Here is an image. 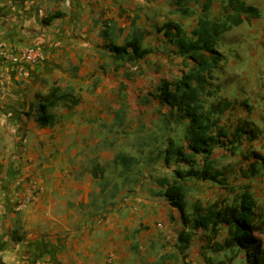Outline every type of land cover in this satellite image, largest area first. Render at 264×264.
Segmentation results:
<instances>
[{
    "label": "crops",
    "instance_id": "crops-1",
    "mask_svg": "<svg viewBox=\"0 0 264 264\" xmlns=\"http://www.w3.org/2000/svg\"><path fill=\"white\" fill-rule=\"evenodd\" d=\"M208 1L212 18L223 20L228 0H0L4 50L32 46L44 55L28 67L29 78L0 55V264H204L201 236L189 247L180 242L182 214L163 195L172 171L188 169L165 162L171 145H188V122L154 94L162 80L188 71L164 26L178 24L191 38ZM241 1L259 17L231 26L217 44L221 54L219 44L238 39L234 28L247 32L248 23L263 22L264 0ZM134 39L150 51L138 71L110 50ZM241 50V59L255 54ZM221 69L215 84L225 77ZM56 86L79 101L61 103L56 122L42 126L40 106ZM215 88L214 103L232 102L226 115L241 100L242 107L255 102L250 93L247 101L233 98L235 87L227 96ZM32 180L42 193L15 212ZM208 183L181 182L187 193ZM197 201L193 211L202 207Z\"/></svg>",
    "mask_w": 264,
    "mask_h": 264
},
{
    "label": "trees",
    "instance_id": "trees-1",
    "mask_svg": "<svg viewBox=\"0 0 264 264\" xmlns=\"http://www.w3.org/2000/svg\"><path fill=\"white\" fill-rule=\"evenodd\" d=\"M203 8V16L191 38L178 24L164 26L166 38L177 45V55L186 59L188 71L183 72L178 80H162L154 97L162 106L175 111L179 123L188 122L185 135L188 145H171L165 159L168 165L175 159L188 169L174 171L175 179L167 184L163 195L182 214L184 231L180 234V242L186 247L194 242L195 236H201L206 242L205 248L212 254L244 252L247 264H264V242L255 235L263 233L264 221L260 219L256 211L257 203L248 190L232 198L218 199L206 209L196 206L192 214H188L186 209L187 189L181 182L195 179L224 185V172L214 167V152L219 148L234 153L243 144L245 135H250L251 139L255 136V132L247 131L244 125L232 129L220 127L221 119L233 108L232 102L224 98L207 106L206 98L213 97L217 92L214 87L215 71L221 68L224 60L217 50V44L222 35L231 26H240L251 17L258 18L259 11L241 0H228L222 20L212 18L210 1ZM110 50L116 58L131 65L150 53L148 49L142 48L138 39L125 46L112 45ZM187 62H191V66ZM67 100H71L72 105L79 101L73 94L64 92L58 86L54 87L43 98L40 106V125L54 124L57 118L55 108ZM228 143L231 144L230 149ZM230 260H233L232 257ZM207 262L228 264L227 260L215 262L212 258L207 259Z\"/></svg>",
    "mask_w": 264,
    "mask_h": 264
},
{
    "label": "rangeland",
    "instance_id": "rangeland-1",
    "mask_svg": "<svg viewBox=\"0 0 264 264\" xmlns=\"http://www.w3.org/2000/svg\"><path fill=\"white\" fill-rule=\"evenodd\" d=\"M260 9L263 13V22L260 24L264 25V8ZM253 24L254 22L248 23L250 27L247 29V32L245 28L238 32L234 28V32H236L232 34L238 39L225 45L219 44V47L223 48L226 52L223 54L226 56L225 60L227 62L223 61L221 64L225 77L221 78V82L214 83V87L218 84L222 85L224 96L229 95L232 92V87H235L237 91L232 95L235 99L243 95L242 97L247 101L250 96L254 95L255 102L253 105L250 104L251 106L242 107L241 105L244 101L241 100L242 102L238 112L225 115L222 122L229 129L244 125L247 131H254L255 136L251 139L250 135H245L243 144L238 146L234 153L225 149H216L213 157L215 160L214 167L224 172L225 184L208 183L204 184L202 190L198 193L188 192L187 194L191 198H188L190 205L188 204L189 209L187 211L190 214L193 212L194 201L197 199V196V202L206 209L218 199L232 198L248 190L257 203L256 211L260 219L264 221V28L259 27L260 24ZM244 46L246 48L251 47L249 51L253 52L254 50L255 54H249L244 59L237 57L238 51H241V57L244 56V51L241 50ZM223 49H220V51ZM234 61L236 62L235 66ZM233 82L235 83L233 84ZM248 93H250V96H246ZM206 100L208 103L217 101L215 97L206 98ZM185 132L186 129H183L182 137H184ZM228 147L230 149L231 144L228 143ZM173 165L175 164L171 166ZM244 173L250 178L246 177ZM15 212L20 213L23 211L16 210L15 205ZM255 235L260 237L264 242V230L263 233H257ZM195 240L200 242L198 244L202 250L204 264H208L207 259L209 258H212L215 262L218 260H227L228 264H247L244 252L234 251L212 254L205 248L206 242L204 239L195 238ZM231 257L233 259L232 261L230 260Z\"/></svg>",
    "mask_w": 264,
    "mask_h": 264
},
{
    "label": "built area",
    "instance_id": "built-area-1",
    "mask_svg": "<svg viewBox=\"0 0 264 264\" xmlns=\"http://www.w3.org/2000/svg\"><path fill=\"white\" fill-rule=\"evenodd\" d=\"M0 52L1 57L4 60L15 65L18 71L26 78L30 77L28 67L39 64L44 57L43 51L41 49L32 46L14 50L13 52H7L4 50V46L0 44ZM131 69L133 71H138V66L131 65ZM42 191L43 187L36 180H32L26 193L16 204V210H26L32 203H34L38 199Z\"/></svg>",
    "mask_w": 264,
    "mask_h": 264
}]
</instances>
